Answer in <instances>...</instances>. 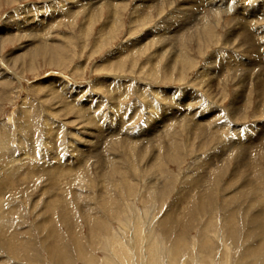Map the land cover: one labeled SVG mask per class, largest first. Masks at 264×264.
I'll return each mask as SVG.
<instances>
[{"label": "rangeland", "instance_id": "1", "mask_svg": "<svg viewBox=\"0 0 264 264\" xmlns=\"http://www.w3.org/2000/svg\"><path fill=\"white\" fill-rule=\"evenodd\" d=\"M96 1L72 7L71 0H0V32L17 35L0 44V264H264V0H247L258 22L253 14H225V8L209 17L207 39L185 43L189 65L173 69L178 50L171 45L147 42L145 51L137 50L151 31L162 32L179 18L183 0H115L116 25L102 4L85 37L89 17L83 11ZM79 9L75 20L69 17ZM53 13L57 23L48 27ZM107 24L113 28L102 37ZM50 28L47 45L58 44L56 51L13 60L25 52L27 36ZM211 60L228 71L214 72ZM174 106L182 109L179 123L154 145L152 132L161 130L156 117ZM118 140L133 142L134 155ZM107 150L119 167L121 190L107 179ZM54 159L64 164L43 171L57 177L72 171L58 179L65 180L58 192L70 204L69 226L59 208L46 212L51 175L31 174L39 162ZM101 194L115 198L110 208L102 207ZM84 211L97 222L87 223ZM50 225L62 258L52 255Z\"/></svg>", "mask_w": 264, "mask_h": 264}, {"label": "bare ground", "instance_id": "2", "mask_svg": "<svg viewBox=\"0 0 264 264\" xmlns=\"http://www.w3.org/2000/svg\"><path fill=\"white\" fill-rule=\"evenodd\" d=\"M83 0H76V1H72L71 0V6L72 7H81V6H83L84 5V3L82 2ZM103 1H105V2H103ZM165 1H167V2H169V3H173V1L174 0H157V2L159 3V4H164L165 3ZM180 1V0H179ZM178 1V2H179ZM182 1V0H181ZM191 1V2H190ZM245 1V2H244ZM247 0H238V1H234L235 3H233L232 4V2L230 3V2H228L227 1V3H226V5H224V3H223V1H221V0H201V2L200 3H197L198 2V0H183L182 2H183V4H178V6L176 7V14H178V19H174L175 21H174V23L173 24H175V23H178L176 26L174 25L173 26V24L172 23H170V24H168V22L167 23H165L164 24V27H163V29H159L158 31H162V32H159V33H157V34H153V33H151L150 32V34H149V39L148 40H146L143 44H140L139 46H141V45H143V47L140 49V50H137V51H139V53L138 54H140V53H142L143 51H145L147 48H146V43L147 42H149V44H152L153 42H157V43H159L162 47H163V49H167L168 47H170V45H171V47L172 48H175L176 50H178V54H177V56L176 57H178V59H174L175 61L171 64V69H173L175 66H176V64L178 63V64H187V65H189V56H187L186 55V53L184 52V47H185V43L186 42H188V41H191L192 39H196V41H198V40H201V41H203V39H207V37L209 36V34H210V32L209 31H207V28H208V22H209V17H211V16H213L211 19H214V18H217L218 16H220V15H222L221 14V12L220 11H222V8H225V11H222V12H224L225 14H230L231 16L232 15H234L235 13H237V16H239V14H243V15H245V16H243L244 18H247V17H249V15L251 16V14H253V17H254V19H256L257 20V22H258V19H260V18H257L256 17V15H255V11H256V8H254V7H252V6H249V3H248V1L246 2ZM263 1V0H262ZM74 2H77V3H74ZM155 2V1H154ZM177 2V1H176ZM214 2V3H213ZM107 3V5H108V7L110 8V10H111V14H109V15H112V18H113V24H118L116 21H117V19L115 20V18H116V15H117V13H118V11H117V8H118V6H117V2H115V0H98V1H96V4H95V6L93 7V8H91V10L90 11H83V12H85L86 14H84V15H87L88 17V20L86 21L87 23V25L84 27L85 28V31L83 30V36H85L86 37V35L89 33V31H88V28H90L89 26H91L90 24H92L93 23V18H94V14H96V12L98 11V6H102V4L104 5V4H106ZM150 3V2H149ZM228 3H230V4H228ZM241 3H242V5H241ZM263 2H261L260 4H262ZM76 4H78V5H76ZM167 5H168V3H166ZM204 4V5H203ZM228 4V5H227ZM251 4V3H250ZM264 4V3H263ZM90 5V3H87V6H89ZM155 5H156V3H155ZM252 5V4H251ZM148 6V5H147ZM154 6V5H153ZM204 6L206 7V9L204 8ZM222 6V7H221ZM140 7V6H139ZM150 7V6H149ZM157 7V6H156ZM200 7H202V12H200V15L202 14V19H200L199 18V16L197 15V13L199 12V9H200ZM217 8V11L214 9V8ZM259 7V6H258ZM209 9V11H208V9ZM261 10H262V12H264V7H262L261 6ZM149 9V8H148ZM153 9V8H152ZM151 9V10H152ZM101 10V9H100ZM108 10V9H107ZM157 10H159V9H157ZM173 10V9H172ZM77 11V10H76ZM76 11H74V12H71L70 14H69V17L70 18H72V19H74L75 20V18H76V16H78V13L80 12H82L80 9H79V11L78 12H76ZM147 12H149V11H147ZM175 12V11H174ZM234 12V14H232ZM109 13V12H108ZM147 14V13H146ZM149 14V13H148ZM147 14V15H148ZM58 15V14H57ZM236 15V14H235ZM234 15V16H235ZM98 16H99V14H98ZM237 16L236 17H234V18H236V19H238L237 18ZM247 16V17H246ZM166 17V16H165ZM175 17V16H174ZM240 17V16H239ZM259 17V16H258ZM55 18H56V13H53L52 14V16L50 17V18H48L47 17V19H48V21H47V23L45 24V25H47L48 27H51L52 25H54L55 23H57L56 22V20H55ZM63 18V17H62ZM111 18V19H112ZM233 18V19H234ZM60 19V18H59ZM59 19H58V21H59ZM95 19V18H94ZM248 19V18H247ZM55 20V21H54ZM84 20H86V19H84ZM143 20V19H142ZM203 20H206V22L204 23V21ZM250 20V19H249ZM239 21V20H238ZM31 22V21H30ZM30 22H29V24H30ZM85 22V21H84ZM137 22H138V20H137ZM253 22H256V21H253ZM260 22V21H259ZM246 23H249V22H246ZM4 24V23H3ZM84 24V23H83ZM109 24V23H108ZM108 24H107V26H106V28H105V30L103 31L102 30V35L100 34V36H102V37H105V36H107L108 34V31H107V29L110 31L112 28H113V25H111V26H108ZM166 24H168V26H166ZM235 24V23H234ZM233 24V25H234ZM254 24V23H253ZM259 24V23H258ZM257 24V25H258ZM61 24L58 22V24H57V26L56 27H59ZM232 25V24H231ZM246 25V24H245ZM256 25V26H257ZM161 26H162V24H161ZM160 26V27H161ZM105 27V26H104ZM159 27V28H160ZM171 27H174V29H173V31L171 30ZM234 27H235V25H234ZM233 27V28H234ZM244 27V26H243ZM253 27V26H252ZM175 28H176V30H175ZM251 28V27H250ZM249 28V29H250ZM54 28H50L49 29V31H47V30H45V31H39L40 32V34H38V32H37V34L36 35H33V36H27V37H29V40H30V43H29V45L26 47V49H25V52L23 51H21L20 52V54H18V55H16V56H14L13 57V60H15V61H18V60H22L27 54H29L30 55V57L31 58H36V56L34 55V52L36 51V54L38 53V50L41 52V50L43 51L45 48H48V49H51L52 51H56V46H58V44L56 45V46H51L50 48L48 47V42H49V39H50V34L52 33V30H53ZM81 29H82V27H81ZM187 29H188V32H187ZM234 29H236V28H234ZM255 29V28H254ZM28 30H30V29H28ZM36 31H38V30H36ZM181 31H184V32H181ZM186 31V32H185ZM238 31V30H237ZM259 32V31H258ZM187 33H189V34H187ZM248 33V32H247ZM252 33V32H251ZM239 34V33H238ZM243 34V33H242ZM259 35V34H258ZM17 35L14 33H12L11 31L10 32H8V31H1L0 32V44H2V43H4L5 41H8V40H13V38L14 37H16ZM255 36V35H254ZM65 37V36H64ZM84 37V38H85ZM101 37V38H102ZM252 37H253V34H252ZM261 37H264V36H261ZM19 39L21 38V37H18ZM103 39V38H102ZM101 39V40H102ZM239 39V38H238ZM255 39V38H254ZM21 40V39H20ZM240 40V39H239ZM251 40V39H250ZM259 40V39H258ZM257 41V40H256ZM253 42V41H252ZM204 43V42H203ZM242 43V42H241ZM245 44V43H244ZM248 44V43H247ZM256 45H257V42H256ZM151 46V45H150ZM178 46V47H177ZM253 46H254V44H253ZM260 46V45H259ZM53 47L54 48H56L55 50L53 49ZM100 47V46H99ZM162 47L159 49V50H163L162 49ZM170 47V48H171ZM198 47H200V48H202L200 45H198ZM23 48V47H22ZM24 49V48H23ZM248 49V48H247ZM254 49V48H253ZM252 49V50H253ZM131 50V52L133 51H135V49L132 47V49H130ZM129 50V51H130ZM190 50V49H189ZM255 50V49H254ZM259 50V49H258ZM51 51V52H52ZM56 53V52H55ZM59 53V52H58ZM130 54V52H128V55ZM136 54V53H135ZM138 54H136L135 56H137ZM134 57V56H133ZM119 59H121V60H119V63L121 64L122 62H123V60L122 59H124V58H126V56H124L123 54H121L119 57H118ZM163 58V56H161L160 57V59L158 60V62H157V64L154 66V69H153V72H156L155 70L157 69V65H158V63H159V61L161 60ZM236 59V58H235ZM112 59L110 58L108 61H107V63L106 64H102L104 67H109V65L111 64L110 62H112L111 61ZM239 60V59H238ZM213 60H211V62H210V68H211V70H213L214 72H218V69L217 68H222V73H221V76L224 74V72H227L228 70H227V68L229 69V67H224L222 64H220L219 65V67H217L216 68V63H215V61L214 62H212ZM222 63V62H221ZM235 63V62H234ZM254 63V62H253ZM118 64V63H117ZM236 64H238V63H236ZM230 65V64H229ZM235 65V64H234ZM117 66V65H116ZM115 66V67H116ZM243 66H245V65H243ZM248 66H250V65H248ZM102 67V66H101ZM118 67H120V66H118ZM231 67V66H230ZM233 67V66H232ZM236 67V66H235ZM234 67V68H235ZM239 67V66H238ZM237 67V68H238ZM246 67V66H245ZM249 68V67H248ZM239 71V70H238ZM246 71V70H245ZM150 72V71H149ZM244 72V71H243ZM249 72V71H248ZM251 72V71H250ZM249 72V73H250ZM212 73V72H211ZM245 73V72H244ZM214 76H215V74L214 73H212ZM256 74V73H255ZM234 75V74H233ZM247 75V74H246ZM226 76L227 75H224L222 78H226ZM251 76V75H250ZM253 76V75H252ZM242 77H243V75H242ZM234 78V77H233ZM4 80V79H3ZM235 80H237V78H235ZM56 81H59V80H56ZM107 81L105 80V81H102L101 83H103V84H105ZM244 82V81H243ZM60 83V82H59ZM52 84V83H51ZM49 86V85H48ZM256 88V87H255ZM57 92H58V90H56ZM59 92H60V90H59ZM251 92V91H250ZM258 92V91H257ZM263 92H264V90H263ZM54 93H56V92H54ZM264 94V93H263ZM56 95V94H55ZM263 97V96H262ZM51 98V97H50ZM175 98V97H174ZM180 98V97H179ZM178 98V99H179ZM172 99V98H171ZM186 99V98H185ZM174 100V99H173ZM177 100V99H176ZM192 100V98L191 97H189V101H191ZM175 101V100H174ZM189 101L187 102V106L189 105L190 106V103H189ZM178 104L177 105H179V102H177ZM67 104V103H66ZM175 104V103H174ZM173 104V105H174ZM176 105V104H175ZM76 107V106H75ZM173 109H176V110H173ZM173 109H171V111L169 110H167V112H165V113H161V115L160 116H157L156 118V120L154 121L155 123H154V125L156 126V124H159V126H160V131L157 133V131L155 132V130H154V133L152 132V134L154 135V140H155V143H154V145L155 144H157V143H159L160 142V140L162 139V138H166L169 134V132L171 131V129H173L174 128V125H175V123L177 124V123H179L178 122V118H177V113L179 114V112L182 110L181 108H177V106H174V108ZM158 110V109H157ZM178 110V111H177ZM188 111V110H187ZM187 111H185L184 113H186ZM157 114V113H156ZM179 117V116H178ZM152 129V128H151ZM168 130V131H167ZM162 131L165 133L166 131H167V133H165V134H162ZM143 132H145V131H143ZM147 133V132H146ZM160 133V134H159ZM148 134V133H147ZM110 136H112V134H110ZM118 136H119V134H118ZM120 138V137H119ZM118 139V138H117ZM128 139H129V137H128ZM146 139H147V137H146ZM152 139V138H151ZM113 140V139H112ZM130 140V139H129ZM126 141V140H125ZM125 141H121V140H118V141H116L115 143L118 145L119 143H123V150L125 151V153L127 152V154H128V156L129 155H131V156H133L134 155V153H135V150L133 151V149L135 148L136 149V147L134 146V144H133V142H129V143H127V142H125ZM146 141V140H145ZM114 142V141H113ZM103 143V142H102ZM106 143V142H105ZM108 144V143H107ZM116 144H115V146H116ZM242 144V143H241ZM146 145V144H145ZM144 145V146H145ZM174 143H173V141H171V143H170V145H169V147H171V148H174ZM119 146V145H118ZM142 146V145H141ZM113 147H114V144L113 143H110V146H109V148L110 149H113ZM132 147H134V148H132ZM146 147V146H145ZM3 148V147H2ZM102 149H104V148H102ZM140 149H141V147H140ZM1 152V151H0ZM105 152V156H106V159H107V161L109 162V164L110 165H108L109 166V169H110V171H109V173H110V176L107 178V179H109V180H113L114 182L116 181V179H115V177L117 178V176H118V173L120 172L119 171V167H118V165L116 164V161L114 162L113 161V158L112 157H108V150L107 151H104ZM177 153V150H175V153H172V154H168L169 155V158L171 157H174V155ZM159 152H157V154H156V164L157 165H161V163H160V161L162 160L161 158H158L159 157ZM70 162V161H69ZM2 163V162H1ZM43 163V162H42ZM71 163V162H70ZM38 164V163H37ZM39 164H40V162H39ZM37 165L36 167H35V169H32L31 171H32V173L31 174H37L38 172L40 173L39 175H42V174H50L51 175V178L49 179V184H48V187H47V189H48V200L46 201V207H47V210L48 211H46V212H49L50 210H54L55 211V209H58V211L60 212V214H61V216H60V218H61V220L63 221V224L64 225H68L69 226V222H70V224H71V222H73V221H71L72 220V216L69 214V212H70V204L59 194V192H61V189H62V187H61V184H62V181H61V184H59L60 183V181H58V179L59 178H61V176H62V178L61 179H63V177H65L66 175H64L63 173H60V176L59 177H57V176H52L53 174L52 173H49V172H47V171H43V170H46V169H51V168H53V167H55V166H59V165H63L64 163L63 162H59L57 159H54V160H50L49 162L48 161H46V162H44L43 164H40V165ZM108 164V163H107ZM106 164V165H107ZM3 166V165H2ZM108 166H106L105 167V169H108L107 167ZM131 166H133V165H131ZM133 168V167H132ZM3 170V169H2ZM4 171V170H3ZM5 172V171H4ZM71 172L72 171H70V173H68L67 175L68 176H66L65 178H67V179H69L70 177V174H71ZM216 172V171H215ZM215 172H211L210 174H209V177H208V179H209V186H210V183H211V181H213V180H215L214 178L216 177L215 176ZM128 177V176H127ZM130 177V176H129ZM5 178V177H4ZM27 178V177H26ZM76 178V177H75ZM43 179V178H42ZM82 179V178H81ZM80 179V180H81ZM60 180V179H59ZM102 180H104V179H102ZM108 180V181H109ZM53 181V182H52ZM32 182V181H31ZM64 182H65V180H64ZM64 182H63V184H64ZM62 184V185H63ZM73 184H74V182H73ZM80 184V183H79ZM121 184H124V183H121ZM14 185V184H13ZM47 185V184H46ZM115 187H117L118 186V183H117V181L115 182V184H113ZM126 185H129V186H127V187H125V189H126V191H129L130 192V190H131V181L129 182V183H127ZM17 186V185H16ZM134 186V185H133ZM58 189H57V188ZM211 187V186H210ZM209 187V188H210ZM16 188V187H15ZM118 188L120 189V187L118 186ZM208 188V187H207ZM206 188V189H207ZM47 189H46V192H47ZM54 190H57V192L58 193H56ZM121 190V189H120ZM123 190V189H122ZM105 191H107V190H105ZM125 191V190H124ZM52 192H54L53 194H52ZM76 192V191H75ZM80 194V193H79ZM79 194H77V195H79ZM46 195V194H45ZM74 195H76L75 193H73V197H74ZM120 195H122V194H120ZM82 196V195H81ZM72 197V198H73ZM79 197V196H78ZM113 196H111V195H106V196H104V195H102L101 194V200H100V202L102 203V207H109L110 208V206H111V203H112V201L115 199L114 197V199L112 200L111 198H112ZM75 199H76V201H79L80 202V200H78L77 199V197H74ZM81 198V197H80ZM75 201V200H74ZM75 201V202H76ZM98 202H99V200H98ZM100 203V204H101ZM82 204V203H81ZM114 204V203H113ZM36 205V204H35ZM83 205V207H85L86 205L85 204H82ZM49 208V209H48ZM87 208H90V207H88L87 206ZM100 208V207H99ZM1 209V208H0ZM85 209H86V207H85ZM91 209V208H90ZM101 209V208H100ZM108 209V208H107ZM112 209V208H111ZM2 211V210H1ZM87 211H89V210H87ZM91 211H92V209H91ZM90 211V212H91ZM110 211V210H109ZM56 212V211H55ZM54 212V213H55ZM50 213H52V212H50ZM70 213H72V212H70ZM84 213H85V217H87V215H90L91 213H88V212H86V211H84ZM3 214V213H2ZM7 214H8V212H7ZM50 215H54V214H50ZM186 216V215H185ZM188 216V215H187ZM45 217V216H44ZM52 218H53V216H52ZM184 218V215L181 217V220ZM1 219H3V218H1ZM4 219H6V218H4ZM10 220V219H9ZM45 221V220H44ZM43 221V222H44ZM47 221V220H46ZM48 221H50V220H48ZM51 221H53V220H51ZM75 221V220H74ZM0 222H1V220H0ZM86 222L87 223H90V225L91 224H93L94 222L96 223L97 222V218H86ZM48 223H50V222H48ZM47 223V224H48ZM101 223V222H100ZM44 224H45V222H44ZM75 224H76V222H75ZM75 224H72L73 226L75 225ZM41 225V224H40ZM43 225V224H42ZM77 225V224H76ZM89 225V224H88ZM89 225V226H90ZM51 226V225H50ZM72 226V228H74ZM1 227V226H0ZM42 227V226H41ZM47 227H49V226H47ZM42 228H44V227H42ZM76 229H77V227H75ZM45 229V228H44ZM43 229V230H44ZM48 229V228H47ZM55 229L56 228H53V226H51V229L50 230H47L48 231V233H47V238L49 237L50 239H51V242L50 243H52V245L54 244V245H56V246H54L53 247V249H52V255H54V256H56V255H62V253H63V249L61 250L60 248H58V244H59V239L60 238H58L59 236H57V235H59V234H54L55 233ZM75 229V230H76ZM42 230V231H43ZM73 231V230H72ZM76 232H77V230H76ZM3 233H5V232H3ZM74 235L75 234H77V233H75V231H73L72 232ZM70 234V233H69ZM46 235V234H45ZM61 235V234H60ZM74 235H72V237L74 236ZM78 235H79V233H78ZM57 236V237H56ZM10 237V236H9ZM75 238H76V236H74ZM73 237V240H75V238ZM58 238V239H57ZM49 239V240H50ZM72 239V238H71ZM75 243V242H74ZM8 244V243H7ZM13 244H16V243H14V241H13ZM76 244V243H75ZM14 246V245H13ZM59 246H61V245H59ZM11 248V247H10ZM14 249V248H13ZM130 249V248H129ZM81 252V251H80ZM63 256V255H62ZM62 256H61V258H62ZM59 257V256H58ZM60 259V258H59ZM58 259V260H59ZM64 259V258H63Z\"/></svg>", "mask_w": 264, "mask_h": 264}]
</instances>
